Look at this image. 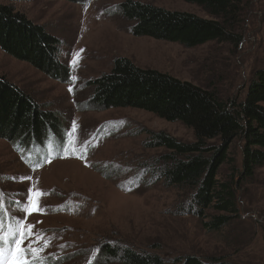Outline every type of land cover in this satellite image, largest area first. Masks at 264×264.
I'll use <instances>...</instances> for the list:
<instances>
[{
	"label": "rangeland",
	"instance_id": "1",
	"mask_svg": "<svg viewBox=\"0 0 264 264\" xmlns=\"http://www.w3.org/2000/svg\"><path fill=\"white\" fill-rule=\"evenodd\" d=\"M123 1L0 0L60 40V61L69 71L68 80L53 77L0 48V74L60 119L59 135L49 131L44 142L27 149L0 138V192L7 203L0 204L2 226L17 227L9 217L24 213L13 202L26 201L31 191L40 211H32L19 227L23 234L33 226L23 247L31 242L33 249H42L31 255L37 263L124 264L99 254L111 245L158 255L165 264H181L189 255L264 264V166L240 186L238 218L210 232L188 208L191 192L153 172L168 151L150 146L152 134L191 142L193 129L145 110L97 109L88 86L125 57L200 86L214 82L229 99L243 97L253 72L264 67V0L248 2L239 45L213 41L192 48L134 36L121 11ZM136 1L210 18L201 6L184 0ZM241 145H232L233 163L221 167V179L232 164L241 165ZM15 259L13 254L9 264Z\"/></svg>",
	"mask_w": 264,
	"mask_h": 264
},
{
	"label": "trees",
	"instance_id": "2",
	"mask_svg": "<svg viewBox=\"0 0 264 264\" xmlns=\"http://www.w3.org/2000/svg\"><path fill=\"white\" fill-rule=\"evenodd\" d=\"M184 1L198 4L210 18L136 0H124L121 11L137 37L176 42L187 48L213 41L237 46L243 41L240 25L250 0ZM59 46L60 40L45 27L0 3V48L5 53L50 76L68 80L69 71L60 61ZM88 86L92 88L91 103L97 109L145 110L193 129L195 139L191 142L164 132L152 134L150 146L168 151L159 160L162 166L153 167L154 176L191 192L188 208L201 219L204 229L220 232L238 218V190L264 166V67L253 72L247 93L235 99L224 97L214 82L200 86L141 68L125 57L117 58L110 72L91 80ZM49 131L59 135L58 115L0 74V138L10 139L17 149H27L44 142ZM236 141L242 144V163L239 167L232 164L228 175L221 179V167L228 161L233 163L230 151ZM101 252L107 259L117 258L124 264H165L158 255L127 247L113 249L109 245ZM179 262L229 264L223 259L196 255Z\"/></svg>",
	"mask_w": 264,
	"mask_h": 264
},
{
	"label": "snow or ice",
	"instance_id": "3",
	"mask_svg": "<svg viewBox=\"0 0 264 264\" xmlns=\"http://www.w3.org/2000/svg\"><path fill=\"white\" fill-rule=\"evenodd\" d=\"M3 197L4 194L0 192V200H2ZM13 203L19 208V210L23 211L24 216L19 218L14 216L9 217L11 220L16 221L17 227L12 230L7 238L4 236L3 227L0 226V264H9V259L13 254H16L15 264H30V261L26 260L25 257L29 255L35 256L37 251H42V249H33L30 242L27 248L20 247L19 251H16L17 246L21 245L23 240H28L33 236L32 225H28L23 234H21L19 225L26 222L27 216L30 215L32 211H40V209L32 199L31 191L28 193V199L26 201L21 202L15 200ZM29 209H31V211ZM3 212L4 210L0 208V225H2L3 222ZM5 251H7V258L5 257Z\"/></svg>",
	"mask_w": 264,
	"mask_h": 264
}]
</instances>
